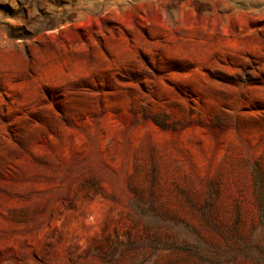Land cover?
Returning a JSON list of instances; mask_svg holds the SVG:
<instances>
[{"label":"rangeland","instance_id":"rangeland-1","mask_svg":"<svg viewBox=\"0 0 264 264\" xmlns=\"http://www.w3.org/2000/svg\"><path fill=\"white\" fill-rule=\"evenodd\" d=\"M0 264H264V0H0Z\"/></svg>","mask_w":264,"mask_h":264}]
</instances>
